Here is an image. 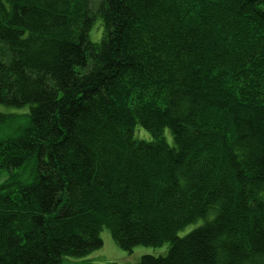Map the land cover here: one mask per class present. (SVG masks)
Wrapping results in <instances>:
<instances>
[{
	"label": "trees",
	"instance_id": "1",
	"mask_svg": "<svg viewBox=\"0 0 264 264\" xmlns=\"http://www.w3.org/2000/svg\"><path fill=\"white\" fill-rule=\"evenodd\" d=\"M0 105V264H264V0H0Z\"/></svg>",
	"mask_w": 264,
	"mask_h": 264
},
{
	"label": "rangeland",
	"instance_id": "2",
	"mask_svg": "<svg viewBox=\"0 0 264 264\" xmlns=\"http://www.w3.org/2000/svg\"><path fill=\"white\" fill-rule=\"evenodd\" d=\"M103 27L101 21H98L90 33L91 40L95 43L100 42L102 37ZM29 112L28 107L22 109L8 108L0 105V113L4 114H15L18 116L26 115ZM27 124V119L17 118L9 122L8 124L0 125V140L9 139L15 137L22 128ZM146 135L144 137L143 135ZM167 141L170 145L173 144L172 136L169 130L165 131ZM136 137L142 140H148L151 135L144 131L143 129H138ZM30 167L27 169L20 170L17 172L13 178L27 179L29 176ZM6 176L0 178V182L4 181ZM192 228L185 231L188 232ZM184 233H181L183 235ZM101 237L103 239V247L85 258H65V264H137L143 256H165L168 253L169 245L165 244L159 248L138 246L134 248L131 252L124 251L119 248L114 242L109 230L104 229L101 231Z\"/></svg>",
	"mask_w": 264,
	"mask_h": 264
}]
</instances>
